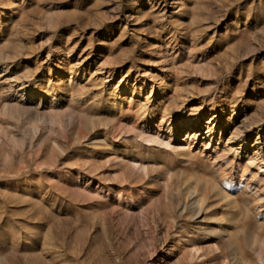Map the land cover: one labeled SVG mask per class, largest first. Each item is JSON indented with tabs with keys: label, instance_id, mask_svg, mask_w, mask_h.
<instances>
[{
	"label": "rangeland",
	"instance_id": "rangeland-1",
	"mask_svg": "<svg viewBox=\"0 0 264 264\" xmlns=\"http://www.w3.org/2000/svg\"><path fill=\"white\" fill-rule=\"evenodd\" d=\"M262 143L264 0H0V264H264Z\"/></svg>",
	"mask_w": 264,
	"mask_h": 264
},
{
	"label": "bare ground",
	"instance_id": "bare-ground-1",
	"mask_svg": "<svg viewBox=\"0 0 264 264\" xmlns=\"http://www.w3.org/2000/svg\"><path fill=\"white\" fill-rule=\"evenodd\" d=\"M201 123V121H199V119H197L195 122H193V123H188L187 124V126L186 127H182V128H179L180 130H183L184 129V136H185V138H187L186 139V144H188V142H187V140H188V138H190L191 139V141H192V143L191 144H194V143H196V141L198 140H203L205 137H212V136H214V134H216L215 133V130L217 131V140H221V136H220V134H221V132H224L225 131V129H226V127H228L229 126V124H230V118L229 119H227V122L226 123H221V121H220V118H219V116H212V117H210V118H208V120L205 122V124H204V128L206 129L205 130V133L203 132V130L201 131V129H204L202 126V124H200ZM189 128H191L190 130H189ZM146 129V128H145ZM187 130H189V133H188V131ZM142 134H143V132H142ZM142 137H143V135H141ZM146 136H148V135H146ZM162 137V136H161ZM147 138V137H146ZM149 138V137H148ZM231 138L232 139H234L236 142H239V143H243V142H245V140H247V137L246 136H242V135H240V136H236L235 134H233V136H231ZM144 139H145V137H144ZM154 140H156V141H161V138H159V136L157 135V134H155V136H154V139H153V141ZM151 141V140H150ZM155 141V142H156ZM180 141V140H179ZM163 143V142H162ZM262 145H264L263 143H262ZM261 145V146H262ZM189 147V146H188ZM191 147V146H190ZM189 150H190V148H189ZM261 163V162H260ZM262 163H263V165H264V158H263V160H262ZM260 166V165H259ZM261 169V168H260ZM259 170V169H258ZM260 172V171H259ZM247 185V184H246ZM200 199V198H199ZM193 202V201H192ZM198 203V202H197ZM196 206H197V204H196Z\"/></svg>",
	"mask_w": 264,
	"mask_h": 264
}]
</instances>
